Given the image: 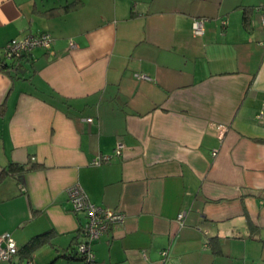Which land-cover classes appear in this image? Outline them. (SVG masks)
Here are the masks:
<instances>
[{"label": "crops", "instance_id": "1", "mask_svg": "<svg viewBox=\"0 0 264 264\" xmlns=\"http://www.w3.org/2000/svg\"><path fill=\"white\" fill-rule=\"evenodd\" d=\"M262 15L264 0H0V61L12 38L53 36L0 66V233L20 248L0 264L36 236V264H85L74 183L125 213L94 264H264Z\"/></svg>", "mask_w": 264, "mask_h": 264}, {"label": "built area", "instance_id": "2", "mask_svg": "<svg viewBox=\"0 0 264 264\" xmlns=\"http://www.w3.org/2000/svg\"><path fill=\"white\" fill-rule=\"evenodd\" d=\"M204 17H196L192 21V32L194 35L201 36L204 33ZM264 22V15H262ZM53 43V36L49 32L31 33L21 38H12L2 47V60L13 62L17 66L18 60L31 52L35 47L49 48ZM73 43L70 41V45ZM17 61V62H16ZM143 78L148 79L146 76ZM264 115V105H262L258 117ZM216 134L221 139L227 130L226 125H214ZM123 143L118 142L115 153L120 154ZM216 153V150L212 152ZM109 156L100 157L93 160L99 163L101 160H108ZM68 200L74 211L85 213L86 220L80 228L81 238L77 243L76 252L80 255L85 264H94V255L92 252V243L102 234L106 233L112 227L119 225L125 220V213L118 209L103 207L91 202L78 183H74L66 189ZM185 211L181 210L177 217L181 220ZM20 248L9 232L0 233V259L9 260L13 255L19 252ZM166 254V251H162ZM20 264H36L33 254L27 255Z\"/></svg>", "mask_w": 264, "mask_h": 264}, {"label": "trees", "instance_id": "3", "mask_svg": "<svg viewBox=\"0 0 264 264\" xmlns=\"http://www.w3.org/2000/svg\"><path fill=\"white\" fill-rule=\"evenodd\" d=\"M5 65H7V63H5V61H0V66L1 67H4ZM14 63H10L9 67H14ZM37 164L35 163H32L29 167H36ZM24 169H26L25 165L24 164H18V163H10L9 166L5 169L6 171H10V172H18V171H23ZM37 241V236L35 238H33L29 243L28 245H26L25 247H23V249L28 253L30 254V250L33 248L34 244L36 243ZM21 249V251L23 250ZM20 251V252H21ZM24 251V252H25Z\"/></svg>", "mask_w": 264, "mask_h": 264}, {"label": "water", "instance_id": "4", "mask_svg": "<svg viewBox=\"0 0 264 264\" xmlns=\"http://www.w3.org/2000/svg\"><path fill=\"white\" fill-rule=\"evenodd\" d=\"M17 66H18V65H17ZM21 71H23V72H24V70H22V69H21Z\"/></svg>", "mask_w": 264, "mask_h": 264}]
</instances>
